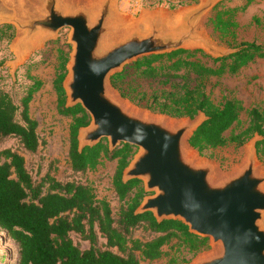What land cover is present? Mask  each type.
I'll return each instance as SVG.
<instances>
[{
	"label": "water",
	"instance_id": "obj_1",
	"mask_svg": "<svg viewBox=\"0 0 264 264\" xmlns=\"http://www.w3.org/2000/svg\"><path fill=\"white\" fill-rule=\"evenodd\" d=\"M219 1L200 0L173 14L154 10L132 18L117 9L116 0H0V25L13 24L17 30L13 65L69 27L65 105L79 103L89 114V122L78 128V150L102 138L109 150L121 142L138 148L122 180L138 178L151 193L134 213L150 211L157 221L179 219L214 245L185 264H264V168L256 150L261 136L254 133L258 137L248 140L233 169L220 171L188 141L207 117L204 112L180 119L153 113L125 99L110 79L125 64L149 54L178 48L202 49L212 56L233 51L220 52L199 28Z\"/></svg>",
	"mask_w": 264,
	"mask_h": 264
},
{
	"label": "trees",
	"instance_id": "obj_2",
	"mask_svg": "<svg viewBox=\"0 0 264 264\" xmlns=\"http://www.w3.org/2000/svg\"><path fill=\"white\" fill-rule=\"evenodd\" d=\"M235 10L219 2L207 18L219 40L233 51L212 56L202 49L178 48L149 54L126 64L110 79L123 96L136 100L137 96L125 85L127 80L180 78V89L162 90L161 97H156L150 107L172 116L193 117L204 112L207 117L188 138L200 152L229 142L242 143L247 136L257 133L261 136L256 141L257 154L264 157V110L257 106L247 109L246 127L226 136L225 131L238 121L243 105L235 97L215 102L205 83L209 76L235 73L255 58H264V44L255 40L237 41L232 29ZM9 27V24H2L0 30ZM66 59H61L53 85L59 113L72 119L68 149L71 169L84 172L95 168L101 156L116 158L112 185L118 199L126 204L113 213L109 202L98 198L89 183L58 179L49 169L39 180H34L20 152L10 147L1 149L0 228L17 244L13 264H141L142 259L160 257L162 245L174 237L194 252L205 246L207 237L190 232L179 219L157 221L150 211L134 213L145 193L141 180H122V170L133 154L134 145L121 142L109 150L106 138H102L78 150V128L89 122V114L79 103L65 105L62 80ZM40 86L41 81L34 80L20 102H15L8 91L0 90V137H18L30 152L40 143L38 122L29 112L32 94ZM137 227L148 231L145 238L133 235ZM71 232L78 233L88 245L81 247L75 243ZM99 238H103L100 244ZM169 264H175V260Z\"/></svg>",
	"mask_w": 264,
	"mask_h": 264
},
{
	"label": "rangeland",
	"instance_id": "obj_3",
	"mask_svg": "<svg viewBox=\"0 0 264 264\" xmlns=\"http://www.w3.org/2000/svg\"><path fill=\"white\" fill-rule=\"evenodd\" d=\"M199 1L116 0V6L122 14L136 18L144 12L154 10L173 14L181 8L197 4ZM219 2L221 5L236 9L232 29L236 34L237 41L255 40L264 44V0H220ZM212 10L213 8L204 15L199 28L220 52H226L229 46L219 40L216 32L207 23V18ZM9 25V28L0 30V90L8 91L15 102H20L21 97L26 94L28 86L34 80L41 81V86L33 92L29 102L30 115L38 122L37 132L40 143L35 151L30 152L22 146L18 137L10 135L0 137V150L10 147L20 152L24 156L25 164L34 180H39L49 169L50 173L58 179H74L89 183L93 187L96 196L105 198L109 202L112 212L116 213L122 204H126L124 200L118 199L112 185L117 159L101 156L95 168L87 169L84 172H74L70 166L68 149L69 127L72 119L69 115L59 113L57 94L53 85L59 71L61 59L65 57L67 58L65 70L67 71V60L72 49V44L68 41L69 27L60 28L55 37L48 38L40 45L25 52L21 60L13 65L12 60L15 58V54L11 44L17 36V30L13 24ZM205 83L207 91L215 102H220L224 97H235L243 105L238 121L225 131L226 136L230 133H237L246 127L248 121L247 109L257 106L264 110L263 57L255 58L235 73L226 72L220 76H209ZM181 84L182 80L180 78L169 81L143 78L130 79L126 81L125 85L133 91L137 99L132 100L127 96L123 97L142 109L160 113L150 107L149 104L156 97H161L162 90L180 89ZM118 91L120 92L119 89ZM167 115L174 119L183 117ZM253 136L258 137V135L252 134L247 136L242 143L229 142L222 146L208 148L203 152L196 148H193V150L200 157L213 161L220 171H229L242 160L245 154V145ZM137 149L134 146L133 154ZM257 157L260 166L264 168V157ZM141 185L144 189L142 180ZM133 192L134 190L131 191L130 195ZM144 192V195L151 193L145 190ZM147 234L148 231L141 227L133 230V235L136 237L145 238ZM71 237L81 247L88 245V241L82 239L76 232H71ZM102 241L103 238H99V244ZM213 248L214 245L207 238L206 245L194 252L189 249L185 242L174 237L162 245L163 254L160 257L153 260L142 259L141 264H169L172 260H175V264H185L198 254L208 252ZM16 254L17 244L8 237L4 229L0 228V264H13Z\"/></svg>",
	"mask_w": 264,
	"mask_h": 264
},
{
	"label": "bare ground",
	"instance_id": "obj_4",
	"mask_svg": "<svg viewBox=\"0 0 264 264\" xmlns=\"http://www.w3.org/2000/svg\"><path fill=\"white\" fill-rule=\"evenodd\" d=\"M174 17V16H173ZM170 20V19H169Z\"/></svg>",
	"mask_w": 264,
	"mask_h": 264
}]
</instances>
